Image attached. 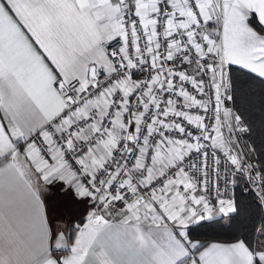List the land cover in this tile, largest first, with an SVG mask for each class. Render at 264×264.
Masks as SVG:
<instances>
[{
	"label": "snow or ice",
	"instance_id": "snow-or-ice-1",
	"mask_svg": "<svg viewBox=\"0 0 264 264\" xmlns=\"http://www.w3.org/2000/svg\"><path fill=\"white\" fill-rule=\"evenodd\" d=\"M256 98L264 0H0V264H264Z\"/></svg>",
	"mask_w": 264,
	"mask_h": 264
},
{
	"label": "trees",
	"instance_id": "trees-1",
	"mask_svg": "<svg viewBox=\"0 0 264 264\" xmlns=\"http://www.w3.org/2000/svg\"><path fill=\"white\" fill-rule=\"evenodd\" d=\"M249 117L253 123L254 134L257 140L260 138L262 130L261 121L264 120V112L261 111L259 99L253 100L249 106ZM243 185H241V188ZM236 195L241 205V214L231 226L223 228L215 225L207 224L204 227H195L193 236L202 240H228L234 233L239 231L251 230V228L259 222L262 212L254 203V196L247 190L241 191L237 189Z\"/></svg>",
	"mask_w": 264,
	"mask_h": 264
}]
</instances>
